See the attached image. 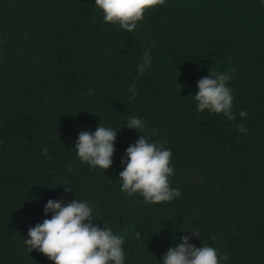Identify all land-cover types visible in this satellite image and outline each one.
Here are the masks:
<instances>
[{
	"label": "trees",
	"instance_id": "trees-1",
	"mask_svg": "<svg viewBox=\"0 0 264 264\" xmlns=\"http://www.w3.org/2000/svg\"><path fill=\"white\" fill-rule=\"evenodd\" d=\"M93 3L0 0V264H54L23 240L48 199L75 197L124 237L125 264H159L181 235L227 254V264H264V5L164 0L128 32ZM145 49L152 62L139 74ZM208 69H234L235 120L196 111L192 94ZM128 114L171 149L180 195L170 201L119 191L121 156L143 135L124 125ZM99 122L118 127L104 171L74 150L78 132Z\"/></svg>",
	"mask_w": 264,
	"mask_h": 264
},
{
	"label": "clouds",
	"instance_id": "clouds-1",
	"mask_svg": "<svg viewBox=\"0 0 264 264\" xmlns=\"http://www.w3.org/2000/svg\"><path fill=\"white\" fill-rule=\"evenodd\" d=\"M264 5V0H259ZM164 0H94V5L102 12V20L131 32L136 28L147 9L162 5ZM142 62L136 65L137 73L142 74L151 66V54L148 49L142 54ZM209 71L208 75L196 81L193 101L197 112L207 110L220 114L228 120H235L233 112V90L228 85L231 72ZM128 90L137 95L135 84H129ZM91 92V89H89ZM247 112L241 110L240 118ZM124 121L127 128H135L143 133L133 144H129L121 156L122 170L119 191L128 196L138 194L145 203L167 202L180 195V190L171 187L169 178L173 174L170 163L171 149L163 147L164 141L155 139L157 132L148 128L144 119L128 114ZM237 131L247 132L242 124L236 125ZM118 127L106 126L100 122L93 131L81 130L74 141L75 155L81 163L89 167H99L103 171L112 163L113 141ZM154 139H149L148 134ZM65 190L71 187H65ZM46 218L30 226L23 243L28 252L35 249L43 253L54 264H125V251L122 247L124 237L114 233L110 226L103 227L94 222L97 219L94 205L85 199L50 198L43 207ZM51 213L50 217L47 216ZM190 230V229H189ZM199 237L197 231L190 230ZM137 239L140 233H136ZM214 240L215 236H210ZM188 235H181L175 246H170L161 256L159 264H227L228 256L218 249L202 244L197 247L189 242Z\"/></svg>",
	"mask_w": 264,
	"mask_h": 264
}]
</instances>
